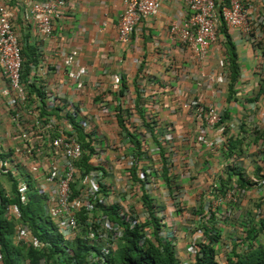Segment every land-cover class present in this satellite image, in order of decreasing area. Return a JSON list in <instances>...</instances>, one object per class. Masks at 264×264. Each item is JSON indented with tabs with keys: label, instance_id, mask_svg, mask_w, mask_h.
Returning <instances> with one entry per match:
<instances>
[{
	"label": "crops",
	"instance_id": "crops-1",
	"mask_svg": "<svg viewBox=\"0 0 264 264\" xmlns=\"http://www.w3.org/2000/svg\"><path fill=\"white\" fill-rule=\"evenodd\" d=\"M244 1L253 19L257 46L255 49L238 29L227 28L236 48L239 72L232 97L228 92V57L222 33L202 59L170 36V23L182 20L186 15L182 0H165L156 15L140 21L128 44H122L118 39L121 0H66V9L54 23L53 35L48 38L39 35L33 24L24 18L25 2H19L14 10L13 24L22 48H30L37 55L26 84L43 90L41 96L54 93L59 107L50 115H55L59 121H64L70 114L71 124L77 123L81 127L85 122L86 127L81 129L85 142L92 148L91 155L99 151L109 169L106 176L109 179H105L111 191L109 207L127 209L130 204L134 206L135 214L142 215L145 211L142 209V194L143 191L147 193L155 205V215L162 223L161 231L169 234L181 263L194 261L187 251L190 238L199 231L197 228L195 231V224L198 225L201 219L199 216L177 214L173 206L178 205L179 200L189 209L199 204L203 214L205 201L199 202V198L212 184H218L220 179L227 180L230 168L235 172L239 170L258 185L264 183L256 177L258 168H261L260 175H264V0ZM72 51L76 53L75 64L87 69L79 85L67 77L63 64L64 55ZM114 76L122 78L123 96L112 89ZM218 78L220 82H217ZM3 85L0 73V89ZM142 87L144 96L138 93ZM27 88L30 90L28 85ZM31 95L39 94L35 91ZM192 101L213 106L222 115L224 134L219 147L206 148L195 138L192 110L188 108ZM118 108L123 110V114L129 113V117L123 116L125 125L141 142L142 156L138 161L141 173L149 172L145 170L144 163L150 157L160 163L156 179L147 177L149 181L146 184L144 180V190L140 189L141 193L136 197L138 202L130 199L129 192L137 186L130 184L131 172L126 165L133 158L134 149L119 128ZM10 115V110L0 99V146L19 155L17 163L22 165L25 157L19 131L11 125ZM31 115L21 113L29 136L45 137L31 127L34 120ZM145 124L154 126L152 134ZM76 132L79 137L78 130ZM167 137L170 139L165 140ZM35 141L38 147L44 144L40 138ZM161 149L167 161L170 183L162 176ZM177 164L180 165L179 170L176 169ZM175 173L181 176L173 183ZM26 174L30 181L32 174ZM118 175H121V181ZM232 181L235 183L236 177H231ZM133 182L142 187L140 181ZM177 184L181 187L177 189L178 204H175L173 195ZM30 186L34 188L36 185L31 183ZM3 189L8 193L11 185L5 182ZM251 190L242 191L247 194ZM240 210L227 209L223 222L218 221L221 240L216 246L217 261L230 252L233 237H240L245 221ZM218 211L219 214L226 212L225 203L219 205ZM159 237L164 239L161 235Z\"/></svg>",
	"mask_w": 264,
	"mask_h": 264
},
{
	"label": "built area",
	"instance_id": "built-area-1",
	"mask_svg": "<svg viewBox=\"0 0 264 264\" xmlns=\"http://www.w3.org/2000/svg\"><path fill=\"white\" fill-rule=\"evenodd\" d=\"M182 1L186 7V15L182 20L170 23L169 34L197 58H204L210 47L218 42L221 23L226 28L238 29L256 49L253 19L244 0H227V4L220 8L217 7L215 0ZM19 2H25L24 18L33 24L39 35L46 38L53 35L54 23L62 17L66 9V0H16V3L14 0H2L0 2V73L4 82L0 89V99L11 112L10 123L19 131L20 145L25 157V162L21 157L22 165H19L17 162L20 156L12 153L10 148L0 146V186L3 188L5 182L14 184L19 204L25 206L28 202L30 184L36 185L34 188L44 197L45 214L49 216L56 233L63 241L70 244L80 239L101 250L102 253H114L119 238L123 236V227L111 222L103 210L109 207L108 201L111 200V191L104 181L108 174V166L103 162L99 151L88 158L86 165L90 167L89 170L81 166L85 151L77 136L74 123L71 124L68 117L70 114L64 121H59L55 115H50L59 107L54 93L43 96L31 95L23 82V48L13 24L14 10L17 9ZM164 2L165 0H121L122 9L117 27L119 41L128 44L140 21L156 15ZM75 55L73 51L64 55L63 64L67 77L74 84L79 85L87 69L75 64ZM220 81L221 79L218 78L217 82ZM122 88V78L114 76L112 89L119 94ZM138 93L144 96L145 89L140 88ZM188 108L192 110L193 134L198 143L209 149L219 147L223 143L224 134L221 126L222 115L219 111L213 106L197 101H192ZM98 109L102 110L101 105H98ZM22 112L32 114L34 120L31 127L38 135L45 137L29 136V130H26L21 116ZM71 112L75 113V111ZM81 127H86L85 122H82ZM38 138L44 142L41 147L36 145L35 140ZM168 139L170 137L165 138ZM133 160L134 156L127 162L126 169L129 171L135 163ZM137 166V179L142 180L144 173L139 174ZM24 169L32 174L31 183ZM37 171L40 173L35 175ZM217 185L212 184L210 188V195L205 201V212H215L219 205L224 203L223 201L229 203L235 201L234 196L229 192L225 191L222 194L217 191ZM105 186L108 190L103 193ZM5 193L6 197L11 196L10 192ZM175 193L173 201L177 202L178 195ZM144 212L142 215L134 213L135 217H131L126 208L117 207L118 215L129 223L131 228L136 225L143 226L150 221L146 210ZM81 215L84 217V222L79 219ZM5 216L15 224L16 244L26 248L33 247L36 250L47 247L34 236L28 225L21 222L19 205H7ZM161 229L157 230L158 235L170 241L169 234L163 233ZM143 231L145 238L153 240L152 235L155 231L153 227H144ZM197 234L198 239L192 241L189 246L193 257L196 255L197 241L202 237L200 231ZM170 235L172 236V231ZM145 238H142L140 243H143ZM96 259V252H92L88 260Z\"/></svg>",
	"mask_w": 264,
	"mask_h": 264
},
{
	"label": "trees",
	"instance_id": "trees-1",
	"mask_svg": "<svg viewBox=\"0 0 264 264\" xmlns=\"http://www.w3.org/2000/svg\"><path fill=\"white\" fill-rule=\"evenodd\" d=\"M224 4H227V0H221L220 3L216 2L218 8ZM219 33H222L225 38L224 45L228 57L230 80L228 92L229 96L232 97L235 83L239 77L236 48L223 23L220 25ZM22 56L24 59L22 80L26 84L25 81H28L27 78L31 72V65L36 64L37 55L32 49L25 48L22 49ZM26 85L30 88L29 91L31 93L37 91L39 96L43 94V90H37L33 86L30 87L28 83ZM123 94L124 86L119 95L123 96ZM116 117L121 132L125 133L134 149L135 170L131 175V179L140 181L135 175L136 165L142 156L141 142L136 134L132 133L125 125L123 110L121 108L117 109ZM74 126L76 131L78 130L79 132V139L85 151L83 157L84 163L82 162V164L86 170H89L90 167L86 163L92 153V148L89 143L85 142V136L81 127L75 123ZM145 126H147L149 132L152 134L154 126L150 124H145ZM161 156L163 162L162 176L167 183H170L167 177V161L162 149ZM257 170L256 177L258 180H264V175H260L261 168ZM227 175V180L220 179L216 188L222 194L227 190L226 188L230 184L231 177H236V186L240 187V190L247 191L262 186V184L258 185L256 182L248 180L239 170L235 172L234 169L230 168ZM11 192V196L6 197L5 190L0 186L1 264H181L176 256L174 245L170 241L160 238L157 233V230L162 225L160 227V221L155 215V211L153 213L154 215L150 216V221L145 225H136L131 228L129 223H126L120 218L116 206L104 208V214L107 215L109 220L123 227V236L119 238L118 247L114 253H102L101 250L80 239H76L70 244L69 242L63 241L56 233L53 222L45 214L43 206L44 197L37 189L30 186L28 202L25 206L19 204V198L14 184L11 185ZM142 202L148 212L154 210L155 207L153 205V207L151 206L152 201L145 191L142 194ZM262 203H264V195ZM10 204L19 205L21 222L28 225L34 236L47 245L45 249L36 250L33 247L26 248L25 246L13 244L15 224L5 216L6 207ZM256 207L260 209L261 204L257 203ZM201 209L199 211L202 213ZM217 214H219L218 209L216 212L210 213L208 217H205L203 222L201 221L198 224V230L202 233V237L197 241V251L193 264H264V220L259 215L249 216V221H244L241 227L240 237L234 236L232 239L230 252L225 254L224 258L220 261H217L218 248L216 246H219L221 240V230L218 228ZM79 219L81 222H84L82 215ZM149 226L155 230L152 235L153 240L145 238L143 230L144 227ZM142 238H145V240L143 243H140ZM92 252H96L97 259L89 261L88 258Z\"/></svg>",
	"mask_w": 264,
	"mask_h": 264
},
{
	"label": "rangeland",
	"instance_id": "rangeland-1",
	"mask_svg": "<svg viewBox=\"0 0 264 264\" xmlns=\"http://www.w3.org/2000/svg\"><path fill=\"white\" fill-rule=\"evenodd\" d=\"M123 116H128L129 117V113H127V114H123ZM110 128V127H109ZM108 129V128H107ZM130 129H131V127H130ZM112 132H113V130H112ZM105 133H108V134H110L111 133V131H106ZM101 137H103V134H101ZM144 145H145V143H144ZM145 147V146H144ZM131 160V159H130ZM134 161V160H133ZM142 161V160H141ZM159 162L157 163V161H155L154 162V159L152 158V157H150V159H147V163H144V165L146 166L145 167V170L147 169V170H149V172H145L144 173V177H141V178H143L142 180H140L141 182V184H142V187L140 188V185L138 184H134V182L133 181H135V182H137L135 179L134 180H132L131 178H129V182H130V184L132 185V186H137V188L135 189V190H133V189H131V191L129 192V194H131V196H130V199L132 200L133 198V201H136V202H138V200L136 199V197H137V195H140V193H141V190L140 189H142V190H144L143 189V187H144V184H146L148 181H149V179H156V176H158V174L160 173V169H159ZM106 165V164H105ZM138 165V164H137ZM140 165V164H139ZM139 165L137 166V170L139 171V174H141V170L142 169H138V167H139ZM156 165V166H155ZM107 166V165H106ZM178 167H180V165L179 164H177V166H176V169H178L179 170V168ZM182 167V166H181ZM175 169V171L176 172H179V171H177ZM135 169H134V164H133V167H132V169H131V175L133 174V171H134ZM180 176H181V174H178V173H175L174 175H173V178H174V180L172 181L173 183H175L177 180L179 181V179H180ZM118 177H119V181H121V175H118ZM131 177V176H130ZM135 177L137 178V175H135ZM147 177L149 178V179H147ZM146 178V182L144 183V179ZM104 179H106V178H104ZM109 179V177L106 179V180H108ZM106 180H104L105 181V183H106ZM217 180V179H216ZM171 182V183H172ZM144 183V184H143ZM217 183H218V181H217ZM264 184V183H263ZM263 184H262V186H260V187H258L257 189H252L251 191H249L247 194L245 193V192H243L242 190H240V187H238V186H236V182L235 183H233V181L232 182H230V184H228V186H227V188L226 189H228V190H226L227 192H229V194L231 195V196H234V199H235V201H231L230 203L228 202V201H223L224 203H225V205H226V212H223V214H217L216 215V217H217V219H218V221H222L223 222V218H224V216H225V214L227 213V209H231V210H233V208L234 209H236V211L238 210L239 211V209L241 208V210H240V212L242 213V215H244L245 216V220H248L249 221V216L251 217V216H256V215H259V216H261L262 217V219L264 220V203H262V200H263V193H264V186H263ZM179 187H181V184H177V186H176V193H178L179 192V190H177ZM108 190V187L107 186H105V188L103 189V193H105V191H107ZM129 190V189H128ZM10 193H12L11 191H9ZM175 192V191H174ZM209 192H210V189L209 190H207V192H206V194H203L202 195V198H199V202L200 201H202V203L204 202V201H206V199H207V197L210 195L209 194ZM176 193H175V195H176ZM124 195H126V194H124ZM134 195V196H133ZM260 195V196H259ZM175 198H177V197H175ZM229 199V198H228ZM245 200V201H244ZM152 201V200H151ZM242 201H244V207L242 208L241 207V203H243ZM178 204V201L177 202H175V204ZM257 203H259V204H261V208L259 209L258 207H256V205H257ZM153 204H151V206H152ZM154 207H155V205H153ZM152 206V207H153ZM127 207V211H128V213L131 215V217H135V209H134V206H132V205H130L129 204V206L127 205L126 206ZM143 208L142 209H145L146 210V212H147V214L149 215V216H151V215H154L153 213H154V210H152L151 212H148V210H147V208L143 205L142 206ZM173 208L175 209V211H176V213L177 214H180V215H182V216H184L185 214L186 215H193V216H199L200 217V219H201V221L203 222V220L205 219V217H208L209 216V214L210 213H212V212H204L203 214L199 211V209H201V207H200V205L199 204H196L192 209H189V206L187 205V204H181V200H179V204L178 205H175V206H173ZM211 208V207H210ZM201 211H202V209H201ZM211 211V210H210ZM217 211V210H216ZM215 211V212H216ZM99 212H101L100 210H99ZM145 213V212H144ZM146 214V213H145ZM248 216V217H247ZM200 221V222H201ZM184 222V221H183ZM161 225L162 224H160V227H161ZM196 228L198 229L199 228V226L197 225V224H195V231H197L196 230ZM161 229V228H160ZM226 233H228V232H226ZM14 237H15V235L13 236V244L14 245H18V244H16V242H15V240H14ZM191 239V241H190V243H192V241L194 242V240L195 239H198V234H197V236H196V234H193L192 235V237L190 238ZM226 240H228V238H226ZM226 243V242H225ZM227 245V244H226ZM226 248V246H224V249ZM227 249V248H226ZM191 251L192 250H188L187 251V253H190V255L192 256V253H191ZM190 255H188V258L190 259ZM181 263V262H180ZM184 264H193L192 262H187V263H184Z\"/></svg>",
	"mask_w": 264,
	"mask_h": 264
}]
</instances>
